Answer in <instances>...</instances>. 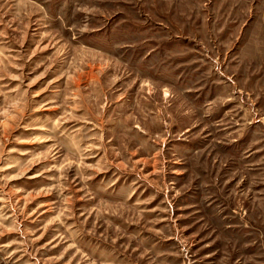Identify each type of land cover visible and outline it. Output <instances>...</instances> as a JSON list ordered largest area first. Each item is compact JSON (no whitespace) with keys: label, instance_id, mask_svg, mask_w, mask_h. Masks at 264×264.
Here are the masks:
<instances>
[{"label":"rangeland","instance_id":"rangeland-1","mask_svg":"<svg viewBox=\"0 0 264 264\" xmlns=\"http://www.w3.org/2000/svg\"><path fill=\"white\" fill-rule=\"evenodd\" d=\"M0 264H264V0H0Z\"/></svg>","mask_w":264,"mask_h":264}]
</instances>
